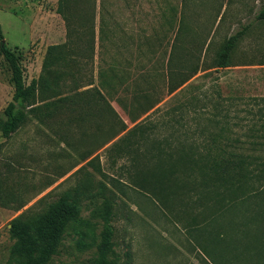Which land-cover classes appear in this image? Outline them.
I'll list each match as a JSON object with an SVG mask.
<instances>
[{
  "label": "rangeland",
  "instance_id": "374dc122",
  "mask_svg": "<svg viewBox=\"0 0 264 264\" xmlns=\"http://www.w3.org/2000/svg\"><path fill=\"white\" fill-rule=\"evenodd\" d=\"M57 3L0 0L4 40L25 81L48 78L40 97L75 92L72 79L55 73L66 66L43 70L48 46L66 41ZM263 7L264 0H96L93 65L86 53L73 70L85 76L80 84L92 74L115 111L88 95L84 109L63 103L44 123L29 117L9 138L0 132V183L13 194L0 204V264H15L10 221L66 190L78 213L48 264L91 263L109 197L115 264H264V179L235 190L204 183L195 162L178 154L219 146L264 161ZM245 25L230 65L217 67L223 41ZM13 90L0 53V117ZM136 123L142 134L129 132ZM94 149L95 170L85 164Z\"/></svg>",
  "mask_w": 264,
  "mask_h": 264
},
{
  "label": "trees",
  "instance_id": "16d2710c",
  "mask_svg": "<svg viewBox=\"0 0 264 264\" xmlns=\"http://www.w3.org/2000/svg\"><path fill=\"white\" fill-rule=\"evenodd\" d=\"M56 11L64 19L67 30L66 41L63 44L48 46L43 70L50 65L63 64L66 66L65 71L56 70L55 73L58 76L63 74L64 77L72 79L76 84L75 92H73L74 94H64L65 92L52 90L47 97H40V84L48 90V78L40 76L38 79H32L29 83L25 81L20 58L6 44L0 26V53L9 64L14 87L11 101L4 107L3 117H0V132L4 138H9L17 131L28 120L29 114L44 123L63 103L78 104L81 109H84L82 106L90 102L88 95L94 96L95 102L101 100L105 103L103 109L114 112L101 90L93 85L92 74L89 80L80 84L78 80L85 76L77 75L80 68L76 71L73 70V66H76V57H85L86 53H88L87 57L90 58L93 65L96 47V0H58ZM257 19H264V7L259 10ZM248 28V25L242 26L241 29L223 41L216 57L217 67L230 65L231 53L239 39L248 31ZM102 74L100 72V75ZM102 83L107 82L104 80ZM82 87L86 88L80 90ZM117 100L121 107L126 110L127 107L122 104L120 99L117 98ZM154 105L155 103H150L143 112H147ZM141 127V124L136 123L129 132L139 130L137 132L142 134ZM211 139L214 141L216 138L212 137ZM192 152V148L181 147L178 149V154H181L179 155L180 162L185 165L189 161L195 162L194 164L198 167L204 183H208L210 180L218 183L217 185H227L229 190H235L245 188L252 179H264V161H258L259 157L257 156L237 153L234 150L219 146L206 147L204 152H200L198 148L195 150L194 156H192ZM168 156L171 155L168 154ZM169 168L173 170V164ZM95 169H98V166L95 165ZM12 196L11 192L3 191L0 183V204L5 207L8 206ZM77 213V196L75 193L66 190L60 193L56 199L47 201L43 209L38 211L29 209L14 217L10 221L9 227L10 237L14 240L12 247L14 263L48 264L51 257L58 252L66 226ZM112 216V199L110 197L105 198L100 240L96 245V255L90 264H115V260L109 256L114 244Z\"/></svg>",
  "mask_w": 264,
  "mask_h": 264
},
{
  "label": "crops",
  "instance_id": "0c3cea01",
  "mask_svg": "<svg viewBox=\"0 0 264 264\" xmlns=\"http://www.w3.org/2000/svg\"><path fill=\"white\" fill-rule=\"evenodd\" d=\"M96 48V47H95ZM29 83V82H28ZM105 97V96H104ZM112 107V106H111ZM114 109V108H113ZM115 111V110H114ZM81 115V114H80ZM79 115V117H80ZM91 116V114H90ZM28 117H32V119H35L36 121H38L37 117L33 116L32 114H29ZM82 117V115H81ZM29 119V118H28ZM85 120V119H83ZM84 122V121H83ZM91 125L93 127V129H95V116L92 117L91 120ZM94 159H95V149L94 151H92V153L89 155V157H87L85 159V164H88L89 166H91V169L95 170V164H94ZM91 160V161H90ZM90 161V162H89ZM76 168V167H75Z\"/></svg>",
  "mask_w": 264,
  "mask_h": 264
}]
</instances>
